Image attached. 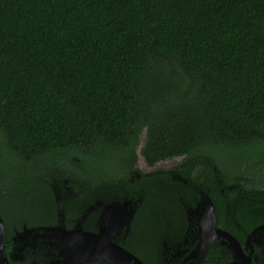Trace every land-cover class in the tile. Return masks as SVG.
I'll return each instance as SVG.
<instances>
[{"label": "trees", "instance_id": "trees-1", "mask_svg": "<svg viewBox=\"0 0 264 264\" xmlns=\"http://www.w3.org/2000/svg\"><path fill=\"white\" fill-rule=\"evenodd\" d=\"M140 144L219 200L264 184V0H0V216Z\"/></svg>", "mask_w": 264, "mask_h": 264}, {"label": "flooded vegetation", "instance_id": "flooded-vegetation-1", "mask_svg": "<svg viewBox=\"0 0 264 264\" xmlns=\"http://www.w3.org/2000/svg\"><path fill=\"white\" fill-rule=\"evenodd\" d=\"M141 147L125 179L95 193L50 174L47 199L35 195L30 206L10 207L0 216V264H264V184L235 196L220 189L219 200L208 183L176 173L192 161L148 165Z\"/></svg>", "mask_w": 264, "mask_h": 264}, {"label": "water", "instance_id": "water-1", "mask_svg": "<svg viewBox=\"0 0 264 264\" xmlns=\"http://www.w3.org/2000/svg\"><path fill=\"white\" fill-rule=\"evenodd\" d=\"M206 209L208 211V215L210 217V225L213 227L214 226V222H215V219H214V214H213V207H212V204L210 203V201L207 203V206H206ZM2 221L0 219V253H1V250H2V245H1V240H2Z\"/></svg>", "mask_w": 264, "mask_h": 264}, {"label": "rangeland", "instance_id": "rangeland-1", "mask_svg": "<svg viewBox=\"0 0 264 264\" xmlns=\"http://www.w3.org/2000/svg\"><path fill=\"white\" fill-rule=\"evenodd\" d=\"M176 161L177 160H175V162H167V161H165V162H163L160 166H158L160 169H165V170H167V169H169V167H170V164L172 165L173 163H176Z\"/></svg>", "mask_w": 264, "mask_h": 264}]
</instances>
